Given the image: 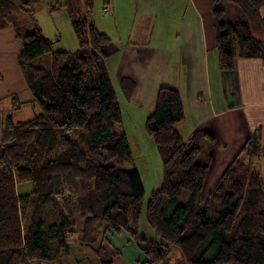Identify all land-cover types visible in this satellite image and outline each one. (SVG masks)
<instances>
[{"label": "trees", "instance_id": "obj_1", "mask_svg": "<svg viewBox=\"0 0 264 264\" xmlns=\"http://www.w3.org/2000/svg\"><path fill=\"white\" fill-rule=\"evenodd\" d=\"M38 1L0 0V30L15 25L21 11L33 12ZM83 1L89 14L94 0ZM216 1L210 3L220 70L232 72L242 57L264 61V0ZM229 2L242 16L223 22ZM87 14L72 21L75 50L56 49L37 22L33 30L18 33L23 43L17 58L32 99L14 96L13 109L34 102L40 112L24 121L8 114L2 122L0 264H67L72 236L94 250L98 264H113L118 249L108 250L105 243L121 230L144 252L140 264H168L173 249L183 264H264V184L254 167L262 152L259 134L248 138L205 197L210 163L200 160L201 141L215 137L207 130L182 137L176 129L185 116L182 97L167 85L159 87L144 124L162 161V182L151 191L145 215L156 238L140 233L144 187L139 171L93 160H130L131 147L106 63L119 47ZM44 54L50 55L49 66L33 63ZM121 83L129 98L134 82L123 78ZM23 183L31 187L21 193ZM184 190L186 202L169 214L167 202ZM50 214L57 219L48 223Z\"/></svg>", "mask_w": 264, "mask_h": 264}, {"label": "crops", "instance_id": "obj_2", "mask_svg": "<svg viewBox=\"0 0 264 264\" xmlns=\"http://www.w3.org/2000/svg\"><path fill=\"white\" fill-rule=\"evenodd\" d=\"M77 1H38L40 9L44 8L51 14L54 37L47 36L44 23L40 20L36 22L43 33L54 40L56 49H77L78 39L72 21L87 14L79 11V8L75 12L74 3ZM102 1L106 5H103V9L97 8V15L91 18L97 28L108 34L119 47L106 63L111 79L117 81L115 89L120 101L122 122L125 110L130 122L144 125L154 110L159 87L167 85L177 88L185 114L184 119L176 125L178 132L184 139H189L196 130H207L215 137L213 141L207 138L201 141L203 150L200 160L205 162L209 159L210 163L203 188L204 196L210 193L248 138L256 133L259 134L262 152L256 158L254 167L264 184V61L258 57H242L238 58L232 72L220 70L218 55L213 49L215 39L211 41L214 26L210 0H176V14L163 15L176 24L170 34L176 43H164L162 40L160 43L159 40L154 45H151L153 36L149 33L151 20L146 25L152 16L139 10L138 0ZM143 1L152 3L157 0H141V3ZM54 4H60V7L53 10L50 6ZM216 4H219L218 0ZM92 11L93 8L87 17L90 18ZM260 15L264 18V6L260 8ZM160 19L156 20H159V24L162 23ZM31 20L33 23V18ZM65 23L72 26L76 37L70 48L58 44V41H63L62 37L59 39L62 34L60 26ZM22 24H12L0 30L1 115L9 106L13 108L17 101H13L14 96L19 98V95L26 94L30 98L31 91L17 58L23 43L18 34ZM111 65L114 66L113 70L110 69ZM123 78H130L134 82L129 98L122 88ZM31 99L32 96L27 100ZM124 100L127 102L125 107ZM28 104L35 105L34 102ZM1 118L0 126L4 120V117ZM105 246L108 250L113 247L118 249L113 264H140L145 258L138 242L123 230L110 235V241Z\"/></svg>", "mask_w": 264, "mask_h": 264}, {"label": "rangeland", "instance_id": "obj_3", "mask_svg": "<svg viewBox=\"0 0 264 264\" xmlns=\"http://www.w3.org/2000/svg\"><path fill=\"white\" fill-rule=\"evenodd\" d=\"M222 1L223 0H218V3L220 4V2ZM137 3L139 4V10L141 9V11H145L146 13H149L152 16L149 17L150 19H148V21L146 22V25L148 24L149 20H151L152 22V24L149 25L151 30V32L149 31V33L153 36L151 45H154V42L158 43L159 40L160 43L162 40V42L164 43L169 42L175 44L176 41L170 38V34H172V31L175 29L174 25L176 24L172 22V20L170 22L167 16L165 19L163 15L176 14V0H157V1H153L152 3H148L146 1L145 2L143 1L141 3V0H138ZM103 5L105 6L106 4H104L102 0L95 1V4L93 5L92 14L89 15L90 18L97 13L98 10L97 8L102 7L103 9ZM32 7L34 10L33 12L21 11V13H19L20 15L18 14L17 16L16 24H22L23 21H25L24 24H22L24 26L22 25L20 26L22 28L21 31H25L26 29H27L26 31L33 30L34 23L36 22V20L37 22L40 20L42 23L45 24V28H46L45 31L48 34L47 36L54 37L53 32L55 31V28L53 29L52 27L51 18H50L51 14L49 13V11H47L44 8L40 9V7L38 6V2L33 3ZM74 7H75V12H76V8H79V11L81 10L83 11V13H87L85 10V5L83 0H79L75 2ZM225 8L226 10L221 16V21L224 22V21L236 19L237 17H241L242 14L241 10L235 3L232 2L226 3ZM159 17H161L160 20H162V23L160 22V24H159V20L156 21L157 19H159ZM32 18H33V23L30 22ZM66 24L67 23L61 24L60 26L62 30V34L59 37V39H61L62 37L63 41L62 42L58 41V44L66 48L67 47L70 48L73 47L71 43L76 40V37L74 35L72 26L70 24L67 25ZM173 34L175 33L173 32ZM168 35L169 38H167ZM211 38H212L211 41L213 42L215 39V33L213 32V30L211 32ZM213 45H214L213 49L217 52L215 48V41ZM50 62H51V58L49 54H44L33 60L34 64L43 65L46 67L50 65ZM110 67H111L110 69L112 70L114 69L113 65H111ZM171 67L172 65L170 66V68ZM112 82L114 87H116L117 81H115V78H113ZM31 96L32 93H30V98ZM30 98H27L26 94L19 95L20 101L27 100ZM123 105L124 107L125 105H127L126 100L123 101ZM39 112H40V108L36 103L35 105H30L28 103H25L19 109H13L11 108V106H9L8 110L3 112V115H1L2 112H0V122L2 119L1 117L5 118V116H7L8 114H12L15 121H24L37 115ZM123 119L124 121L121 122V126L124 129L123 131L126 133L127 138L129 140V144L131 147V159L122 162H119L117 158H114L109 161H104L103 158L99 156V157H94L93 160L94 162L97 163L114 164L125 169H129V170L136 169L139 171L144 187V205L142 209V217L138 224V230L140 231L141 234L145 236H152L156 238V235L146 223L145 215H146V205L151 191L153 189L158 188L162 182V161L153 138L146 133L145 126L140 124L141 122L140 123L136 122L138 124L134 123L133 121L130 122L129 121L130 117L128 116V112L125 110L123 111ZM116 126H117L116 128H118V125ZM1 127L2 126H0V130ZM66 135L71 138H76V135H74L73 133H66ZM178 173L179 170L175 174L174 178L177 177ZM30 187L31 184L23 183L20 184L19 189L21 193H24L28 191V188ZM187 197H188V193L187 191L184 190L180 195L177 196V198L175 197L174 200L168 201L166 204L167 212L170 214L175 209L178 203H185ZM56 219H57L56 215L53 214H50L46 217V221L48 223L53 222ZM69 242H70V252L64 258L67 264H77V260L80 258H82L80 260V264L99 263L98 256L96 255L94 250L90 247H85L84 245L77 242L75 236L70 237ZM168 264H183L181 253L177 249H173V251L171 252L170 261L168 262Z\"/></svg>", "mask_w": 264, "mask_h": 264}]
</instances>
